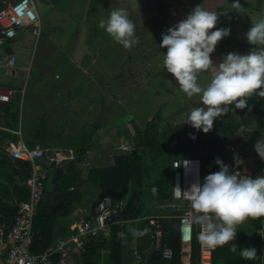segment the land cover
<instances>
[{
	"label": "rangeland",
	"instance_id": "1",
	"mask_svg": "<svg viewBox=\"0 0 264 264\" xmlns=\"http://www.w3.org/2000/svg\"><path fill=\"white\" fill-rule=\"evenodd\" d=\"M11 1L7 0L5 4ZM33 1L40 19V33L37 38L32 35L31 29L18 33L9 44V49L17 56L16 75L10 76L7 72L0 74V89L11 87L19 93L21 103L18 101L13 112L21 114L22 121L29 126L36 117L39 118L40 108L45 109L51 102H66L67 97H76L82 104L81 110L87 118L91 117L87 123L103 121L111 137L117 135L118 143L124 141L126 144L132 140L127 130L134 137V128L143 130L156 114L160 115L159 128L181 133L191 127L184 124L189 111L203 106L199 96L187 98L171 74L163 68L166 49L159 47L163 32L198 5L209 11H217L219 19L216 27L231 29L230 36L219 41L211 54V59L218 64L229 52L240 53L238 46L248 44L244 34L252 24L264 19V0H239L241 6L238 9L231 7L232 0H105L104 5L90 14L91 17L82 27L85 33L81 38L87 40L83 46L88 56L78 59L84 56L69 55L76 45L73 44L76 39L72 36L75 27L61 28V17H70V11L67 12V8L55 11L49 20L50 7L46 6V1ZM114 9L125 10L135 25L139 43L129 49L114 42L99 27V22L107 20ZM51 25L54 28L49 29ZM86 29L89 33H86ZM79 49L82 50V46ZM216 71L213 64L199 74L198 83L206 87ZM50 89H54L55 93L53 91L51 94ZM40 91L46 93L38 97ZM81 110H78V116L74 115L75 120L69 117L64 120L77 123L79 118L84 119ZM44 111L49 113V109ZM49 116L48 122L52 123ZM257 117V113L250 115L248 120L245 115H232L230 122L240 124L233 142L227 144L222 137L223 130H217L208 154L222 152L231 167L234 154L240 157V149L245 148L247 161L239 171L242 173L249 168L253 177L260 175V158L254 151V144L264 137V129H258ZM84 126L80 128L83 130ZM139 234L134 238L138 244L141 241ZM262 248L264 254V244ZM69 250L73 251V248ZM125 260L128 264L138 263L134 255L125 257Z\"/></svg>",
	"mask_w": 264,
	"mask_h": 264
},
{
	"label": "trees",
	"instance_id": "2",
	"mask_svg": "<svg viewBox=\"0 0 264 264\" xmlns=\"http://www.w3.org/2000/svg\"><path fill=\"white\" fill-rule=\"evenodd\" d=\"M6 1L0 0V9L6 5ZM12 42L10 40L4 44L8 53L10 52L8 45ZM252 47L246 44L239 45L238 49L241 54H244ZM19 99L17 94L10 104L2 108L0 115V225L9 224L16 214L17 203L26 202L29 197L23 183L31 175V163L13 159L5 150L10 142L18 140L15 134L18 131V112L17 114L13 112V108L17 106ZM256 113L259 120L258 129L263 130L264 97L258 95L247 98V106L242 110L233 109L230 106L226 114L217 118L213 129L208 133L198 132L192 127L181 133L174 129L170 132L166 128H159V114L147 122L143 130L134 128L132 150L117 151L113 156L112 164L108 167L90 168L84 181L90 184L94 191H98L97 198L89 205V214L85 219L94 217L96 206L103 198H110L113 204H122V210L112 218L113 224L108 234L101 233L98 239L88 244L82 253L76 250L71 251L69 257L71 261H67V264H128L125 257L132 255L131 234L134 223H139L138 230H142L140 233L142 238L137 247L141 260L137 264H181L178 219L164 217L158 221L157 226L162 236L156 243V248L151 249V228L144 218V203L148 200L157 205L171 198L172 160L198 159L201 164L200 183L206 175L219 170L218 165L214 163L217 158L230 166L222 152L215 151L211 154L207 152L212 146L216 131L223 130L222 137L227 144H230L240 125L237 121L230 122V117L245 115L248 120L250 115H256ZM39 122H33L29 126L24 123L21 125V139L29 148H36V146L44 148L47 144L44 134L39 133L44 127ZM101 123V120L94 121L78 131L76 137L78 144L74 147L77 161L84 159L83 154L90 146L93 135L101 128ZM190 134L195 135L196 139H190ZM176 138H182V140L174 150H168L167 144ZM246 152L245 148L240 149L239 155L244 163L247 161ZM37 163L43 166L46 174L43 180V196L32 224L33 237L30 250L35 254L47 251L55 240L65 238L64 232H61L58 238L52 237L53 224L57 217H66L72 213L74 203L81 199L80 185L83 182L79 178V172L67 175L61 168L46 164L44 158L38 159ZM259 169L261 174H264V161L260 160ZM248 170L252 173L249 168ZM165 212L170 214L168 210ZM262 231H264V217L250 218L238 227L237 238L233 241L237 245V252L229 251V245L218 247L213 253L212 264H264ZM197 235L198 233L195 232L190 246V264H196L198 260ZM164 247L172 251L170 260L162 258ZM241 247H255L257 258L252 261L241 259L239 256ZM54 261L57 264H66V261L61 262L59 257H55Z\"/></svg>",
	"mask_w": 264,
	"mask_h": 264
},
{
	"label": "clouds",
	"instance_id": "3",
	"mask_svg": "<svg viewBox=\"0 0 264 264\" xmlns=\"http://www.w3.org/2000/svg\"><path fill=\"white\" fill-rule=\"evenodd\" d=\"M240 6L239 0H232V8ZM218 19L217 11L198 5L163 32L159 44L160 49H166L163 68L187 98L199 96L203 105L192 108L184 124L203 133L211 131L217 118L226 114L230 106L242 110L247 106V98L264 97V19L252 24L244 34L247 43L253 46L248 52H229L216 64L211 54L218 42L231 33L230 28L216 27ZM99 27L125 49L139 43L135 25L123 9L112 10L107 20L99 22ZM213 64L216 74L206 87H202L198 76ZM190 139L195 140L196 136L190 134ZM254 151L264 161V137L256 141ZM233 161L230 168L217 158L214 163L219 170L206 175L187 192L193 209L189 222L201 229L198 242L212 249L229 245V251L235 253L238 248L233 241L237 238L238 227L250 218L264 217V174L242 175L237 169L244 163L243 159L234 154ZM239 256L255 260L257 249L241 247Z\"/></svg>",
	"mask_w": 264,
	"mask_h": 264
},
{
	"label": "built area",
	"instance_id": "4",
	"mask_svg": "<svg viewBox=\"0 0 264 264\" xmlns=\"http://www.w3.org/2000/svg\"><path fill=\"white\" fill-rule=\"evenodd\" d=\"M27 29H31L32 35L38 37L40 21L33 0H13L0 9V74L7 72L10 76L16 75V53L11 50L8 53L4 44L7 41H13L18 33ZM17 94H19L17 90L11 87L0 89V115L2 108L10 104ZM15 134L18 136V140L10 142L5 150L11 158L31 163V175L23 183L28 190L29 197L28 201L17 203L16 214L9 224L0 225V264H57L54 261L55 257H59L61 262H65L70 256V247L82 253L85 247L96 241L101 233L108 234L110 226L113 224L112 218L117 216L123 205L113 204L110 198L101 199L96 206L94 217L83 218L76 222L70 228L69 234L65 238L57 240L47 251L32 253L30 248L33 237V218L43 196V180L45 178L43 167L37 163V160L46 158L49 164L73 158L60 153L47 157L42 148L27 147L21 139L20 131ZM181 140L182 138L173 139L166 148L174 150ZM115 150L130 151L132 145L120 144L115 147ZM171 164L173 168L171 198L159 206L162 210H168L170 214L155 215L149 218L148 226L151 228L152 243L155 244L162 236L161 230L157 226L158 220L164 217L177 218L181 252L186 254L187 248L191 246L195 231L197 233L201 231L199 226L189 222V218L193 215V209L191 208V196L187 192L193 185L200 183L201 164L198 159L194 158L172 160ZM241 174L252 176L248 170ZM261 234L264 237V231ZM214 251L215 249L202 246L199 243L196 264H212ZM161 255L164 260H170L172 251L164 247ZM135 256L137 260H141L140 256L136 254Z\"/></svg>",
	"mask_w": 264,
	"mask_h": 264
},
{
	"label": "crops",
	"instance_id": "5",
	"mask_svg": "<svg viewBox=\"0 0 264 264\" xmlns=\"http://www.w3.org/2000/svg\"><path fill=\"white\" fill-rule=\"evenodd\" d=\"M45 1H46V6L50 7V12H49L50 16L48 18L49 20L51 19L52 13H55V11L56 12L57 11L58 12L63 11L65 8H67V12L70 11V14H72L70 17H67V16L61 17V20H60V22L62 23L61 28L69 29V28L75 27L72 36H74L76 39V41L74 40L75 42H73V44L75 45V43H76V45L71 50V54H69V55L71 56L74 54V55L78 56L79 54L80 55L82 54V56H84V57H80L78 59H83L86 56H88L86 53L87 49L85 46H83V43H86L87 40L86 39L84 40L83 38H81L82 33H85L82 31V27L86 25L85 24L86 21L88 20V18L91 17L90 14L96 12L97 9L100 8V6L104 5L103 3H105V0H78V2H76V0H45ZM35 9H36V6H35ZM74 13H75V15L73 16ZM37 15H38V13H37ZM39 21H40V19H39ZM52 28H54V27L51 25L49 27V29H52ZM87 29H86V31H87ZM60 30H62V29H60ZM86 33H89V32L87 31ZM90 36L91 35L88 36L89 40L91 39ZM80 46H82V50L79 49ZM71 60H74V59L71 58ZM53 91H54V89L49 90L50 93ZM42 93H46V92L40 91L38 97H41ZM54 93H55V91H54ZM76 99H77L76 97L75 98L67 97L66 102L56 101L55 102L56 104L54 102H51L52 104L50 103V105L49 104L46 105V108H45V109H49V113L48 112L46 113L44 111L45 109L37 106L36 108H38V109L40 108L39 114H38L39 118L36 117L34 119V122L40 121L39 123L44 125V127L40 130L39 133L44 134V136L47 140L46 146L44 148H42L43 150H45V156L50 157V156H53L55 153H60L63 156L73 158L72 160H65V161L60 162V163H49V165L51 167L56 166L58 168H61L67 175H74V174H76V172H79L80 173L79 178L83 181L82 184L80 185L81 199L79 202L74 203V210L72 211V213L69 216L57 217L55 219L54 224H53V236H52L53 238H58V236L61 232L66 233L65 235L67 236L70 228L76 222H78L79 220L86 218V216H88L89 207H90L89 205H91V201L96 199L97 195H98V191H94L90 184L84 183V181H86V178L88 176L89 169L90 168L100 169V168L110 166L112 164L113 156L117 153V151H115V147H117L120 144H124V143L126 144V142H124V141L118 143L117 135L111 137V134H109V131H107L105 128V124L101 123L102 124L101 128L93 135V137L91 138L90 146L88 147V149L83 154L84 159L82 161H77L76 160L77 155L74 152L75 151L74 147H77V144H78L77 143L78 141L76 138L78 131L80 130V127H82L84 125H89L92 122L87 123V120L90 119L91 117L87 118V115L81 110L82 106H80V105H82V104L79 101H77ZM19 103H21V101H19ZM41 105H43V104H41ZM89 107L91 108V106H88V108ZM78 110H81L80 111V112H82L81 116H84V119L82 117H81V119L79 118L77 123H75L74 121L71 123V121H65L64 120V118L67 119V117H69V119L74 118V120H75V116H78ZM47 116H49L51 118L52 123L50 121L48 122ZM22 123L26 124L24 120L22 121L21 114H18V131H20V133H21ZM74 124L77 126L75 127ZM127 131L130 134V137L133 138L130 130L128 129ZM127 143L132 144V140L127 142ZM36 147L41 148L39 146H36ZM44 160H45V163L48 164L47 163L48 160L46 158H44ZM43 170L46 174V171L44 168H43ZM161 204L156 205L152 201H150V202L148 200L145 201V203H144V209H145L144 218L147 220V222H148L149 218H151L155 215L166 214L165 210H162L159 208V206ZM65 219H67V220H65ZM141 219H143V217ZM161 219L162 218H160L159 220H161ZM138 224L139 223L133 224L134 226H133L132 234H131V236H132L131 246L133 245L132 246V255H134V256H135V254L140 256V254H138V250H137L138 243L134 239L136 237L135 235L138 234V232L142 233L141 232L142 230L141 231L138 230ZM177 230H178V227H177ZM139 236H140V234H139ZM141 238L142 237L140 236V240H141ZM57 240H59V239H57ZM57 240H55V242ZM150 248L155 249L156 243L154 244L151 241L150 242ZM73 251H75V250H73ZM70 253H71V251H70ZM180 254H181V264H190V248H187L186 254L183 253L184 254L183 255L182 252H180ZM135 258H136V256H135ZM69 260L71 261V259L68 258L65 263L67 264V261H69ZM137 261L139 262L140 260H137Z\"/></svg>",
	"mask_w": 264,
	"mask_h": 264
}]
</instances>
